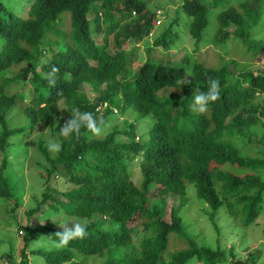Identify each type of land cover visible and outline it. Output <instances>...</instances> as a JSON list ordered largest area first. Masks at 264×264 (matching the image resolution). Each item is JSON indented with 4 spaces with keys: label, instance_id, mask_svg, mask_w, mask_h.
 I'll list each match as a JSON object with an SVG mask.
<instances>
[{
    "label": "trees",
    "instance_id": "trees-1",
    "mask_svg": "<svg viewBox=\"0 0 264 264\" xmlns=\"http://www.w3.org/2000/svg\"><path fill=\"white\" fill-rule=\"evenodd\" d=\"M263 1L239 0L219 10L211 41L217 44L232 36L242 39L256 51L252 60L260 61L264 43H253L250 38L261 19ZM20 4L21 8L10 7L0 0V151L6 149L10 137L25 129L32 132L37 126L54 125L62 150L53 154L39 139L37 150L43 163L38 164L45 168L44 182L53 174L73 186L58 193L47 185L42 199L26 214L39 211L40 204L52 200L54 204L47 206L50 210L62 208L86 223L88 233L62 249L52 243V248H35L30 254L41 256L46 264H81L80 258L103 264H187L191 259L203 264L223 262L220 252L198 245L184 231L180 211L185 201L181 198L191 184L197 199L212 209L211 219L224 207L231 218L241 216L243 227L254 223L262 212L264 180L258 173L264 169V140L256 137L254 129L264 127V101L258 100L264 95V70L261 74L246 70L231 82L222 69L147 60L128 79L136 57H130L126 44L148 35L154 26L156 14L148 10L146 0H21ZM91 9L96 29L100 23L106 25L108 35L102 42H96L91 32L87 16ZM179 9L190 18L188 33L199 43L208 25L207 6L200 0H181ZM176 19L148 51L171 46L175 37L169 30ZM44 54H49L48 61L41 59ZM53 65L60 69L55 85L44 78ZM27 77L30 97L6 91L11 83ZM209 77L219 80L220 98L209 103L204 113L193 111L194 95L207 91ZM186 78L190 84H184ZM84 83L96 93L93 100L80 89ZM27 98L23 113L29 124L9 127L7 114L16 102ZM104 102L107 107L98 114L95 109ZM112 107L152 115L147 137L135 140L132 122L113 127L102 138H94L84 128L78 138L74 134L60 136V128L74 109L91 112L98 122L106 123ZM135 158L140 159V185L131 180L129 170L128 162ZM214 163L244 172L219 169ZM4 168L5 159L0 163V196L9 198L12 190ZM151 187L157 191L153 199L147 196ZM169 193L179 196V201L169 209L168 221L163 216ZM135 216L139 225H130ZM20 228L27 237L40 230L52 241V235L61 230L29 224ZM24 249L21 264H29Z\"/></svg>",
    "mask_w": 264,
    "mask_h": 264
},
{
    "label": "rangeland",
    "instance_id": "rangeland-1",
    "mask_svg": "<svg viewBox=\"0 0 264 264\" xmlns=\"http://www.w3.org/2000/svg\"><path fill=\"white\" fill-rule=\"evenodd\" d=\"M10 7L19 5L21 8V0H1ZM149 11H155L156 17L151 32L143 36L137 41L130 40L126 44V50L130 53V57H136L128 70V79H132L135 69L145 61L162 63L165 65H191L199 63L203 66L222 69L229 76L230 81L237 79L239 73L250 70L254 74H261L264 70V56L255 62L252 59L256 55V51L251 49L247 42L239 40L235 37H230L226 41H219L217 44L211 41L212 35L215 32V16L219 10L229 4H238L239 0H200L208 8V25L199 43L190 37L188 27L190 18L179 9L181 0H146ZM17 8V9H18ZM262 16L259 23L253 27L250 40L253 43H264V1L261 5ZM25 8L23 9V11ZM24 13V12H22ZM115 16L120 17L118 11H114ZM88 20L96 42H102L106 35L105 24H99V30L96 29L95 12L91 9L88 13ZM176 19L169 30L175 37L171 46L165 48L158 46L152 51H148V47L153 45L156 37L166 32L170 24ZM124 22L119 21V24ZM112 34L108 36L111 40ZM260 45V44H259ZM54 48V47H53ZM57 48V47H55ZM148 57H153L149 59ZM160 58L167 61H161ZM44 61L49 60V54H44L41 58ZM183 62V63H181ZM94 65L95 61H90ZM28 76V75H27ZM28 77L22 81L11 83L6 89L8 93L18 92L25 93L27 97L31 95V87L27 81ZM80 89L84 91L86 96L93 100L96 93L84 84H81ZM258 100L264 101V95L258 97ZM28 102V98L23 101H18L11 108L6 116L9 127H25L28 120L23 113L24 104ZM107 103L104 102L103 105ZM100 105V104H99ZM95 109L98 114H102L105 108L100 106ZM61 114H65L64 105L61 104ZM113 111L109 115L107 122L103 126V131L99 136L94 138H102L113 127L121 128L126 123H134L136 133L135 140H140L147 137L148 129L152 125L154 118L152 115L141 116L138 112L131 108H126L123 112L112 107ZM259 112V111H258ZM260 113H257V115ZM256 137L264 140V127L255 126ZM247 136V130L244 131ZM49 138H57L54 131V125L37 126L32 132L26 129L9 138V144L4 151H0V163L5 159V168L3 175L6 177L8 185L12 190V197L6 198L0 196V247L7 246L8 252L5 255H0V264H21L23 259L21 250L29 256V264H46L44 259L39 255L30 254V250L35 248H52L53 241L42 232L37 231L31 236L27 235L20 228L21 225H46L59 228L58 223H73L83 221L74 219L65 213L62 208L58 212H53L47 206L52 200H46L40 204L39 211L27 215L28 209L35 208L37 201H40L41 194L49 185L58 190V193H63L70 189L73 185L59 175H51L47 182H44L42 176L45 168L38 164L43 163L41 154L37 150V141L43 140V144L47 146ZM232 141L235 145L240 146L237 138ZM139 158L132 159L128 162L131 172V180L140 185L142 180V172L139 165ZM219 169H229L238 174L244 172L242 169H235L232 166H217ZM261 173V174H260ZM260 178L264 180V169L258 173ZM55 194V192H53ZM52 193V194H53ZM157 195L156 188L151 187L147 196L149 199L155 198ZM181 200L185 201V206L181 208L180 214L183 220L184 231L192 237L198 245L210 247L213 250L220 252L224 258L223 262L217 264H237V261L245 264H250L255 259L254 264H264V193L262 212L254 223L248 227L241 226V216L236 219L231 218L224 209L220 207L210 218L212 209L203 201L197 199L195 188L193 185H188L186 194ZM179 201V196L174 194L165 195V215L163 218L170 220L169 209L171 206H176ZM52 219L57 222L52 221ZM136 216L130 225H139ZM134 238V237H133ZM172 244V242L170 243ZM25 253V254H26ZM81 264H103L101 262H89L87 259H81ZM187 264H203L195 259H191Z\"/></svg>",
    "mask_w": 264,
    "mask_h": 264
},
{
    "label": "clouds",
    "instance_id": "clouds-1",
    "mask_svg": "<svg viewBox=\"0 0 264 264\" xmlns=\"http://www.w3.org/2000/svg\"><path fill=\"white\" fill-rule=\"evenodd\" d=\"M39 70V67L38 69ZM60 69L53 65L51 70L47 72L44 78L49 84L55 85L57 82V73ZM184 84H190L191 80L184 79ZM207 91H197L194 95L193 104L190 106L193 111L204 113L207 110L209 103H213L220 98V82L218 79L209 77L207 81ZM62 91L57 95H61ZM100 108H106V105L100 104ZM105 122L100 120L99 122L93 116L91 112H81L78 108L73 110L70 119H67L60 128V136L68 138L71 135H75L77 138L82 135L81 129L84 128L87 132L92 133L94 136H99L103 131ZM48 150L55 154L62 150V144L57 138H49L47 144ZM51 218V217H49ZM52 219V218H51ZM52 221L57 222L52 219ZM58 223L61 230L56 231L52 236L55 237L53 241L56 249H62L69 245L72 240L83 239L88 233L86 226L80 222L73 223ZM8 252L7 246L0 247V255H5Z\"/></svg>",
    "mask_w": 264,
    "mask_h": 264
}]
</instances>
